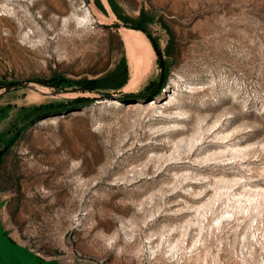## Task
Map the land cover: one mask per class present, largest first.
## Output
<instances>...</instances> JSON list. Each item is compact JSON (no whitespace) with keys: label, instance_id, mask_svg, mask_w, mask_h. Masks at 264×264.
Listing matches in <instances>:
<instances>
[{"label":"rangeland","instance_id":"1","mask_svg":"<svg viewBox=\"0 0 264 264\" xmlns=\"http://www.w3.org/2000/svg\"><path fill=\"white\" fill-rule=\"evenodd\" d=\"M111 1L159 93L109 0H0V264H264V0ZM124 57L133 95L52 94Z\"/></svg>","mask_w":264,"mask_h":264},{"label":"trees","instance_id":"2","mask_svg":"<svg viewBox=\"0 0 264 264\" xmlns=\"http://www.w3.org/2000/svg\"><path fill=\"white\" fill-rule=\"evenodd\" d=\"M95 2H96L97 7L103 12H105V9L103 5L101 4L100 0H95ZM109 2H110L112 9L116 13V15L123 21V23L126 26H129L133 29L142 30L143 32L146 33L148 38L152 41L153 47L156 50V53L158 54V56H161V51L158 50L156 41L151 36L147 26L145 25L146 23L153 20L152 16L150 14L142 12L138 18L134 20H129L128 18H125L124 16H122L116 10L115 5L113 4L111 0H109ZM127 75H128V69H127V63L124 57L117 63V65L113 68L111 73L108 74L106 77L86 80L82 84H80V86L76 88H83L84 90H88V91L117 90L125 84L127 80ZM165 79H166V76L164 73V62L162 60L160 81H157L156 85L153 84L154 82L152 84H149L147 90L153 87L152 90L155 91L156 87L159 86V91H157L156 94L159 93L161 91V88L164 85ZM1 87L3 86H0V88ZM53 88L61 89V87L59 86H54ZM138 95L142 96L143 94L139 93ZM91 100L92 98L89 96H77V97H74L66 101L65 103L59 102V103H48L44 105H39L37 107H34L30 114H37L40 117V116H47L48 113L56 111V110L78 109L79 107H83L84 105H86ZM4 152H5V149L4 150L0 149V162H1V158Z\"/></svg>","mask_w":264,"mask_h":264},{"label":"bare ground","instance_id":"3","mask_svg":"<svg viewBox=\"0 0 264 264\" xmlns=\"http://www.w3.org/2000/svg\"><path fill=\"white\" fill-rule=\"evenodd\" d=\"M123 37L134 51L132 54V59L130 61V80L132 82H137L139 80H142L143 76L149 71L151 55L150 48L142 45L143 43L141 44L138 40L135 39L136 37L134 38L127 32H123Z\"/></svg>","mask_w":264,"mask_h":264},{"label":"water","instance_id":"4","mask_svg":"<svg viewBox=\"0 0 264 264\" xmlns=\"http://www.w3.org/2000/svg\"><path fill=\"white\" fill-rule=\"evenodd\" d=\"M85 3L89 6V0H85ZM101 25L103 27H106V28H114V29H119L121 26H124V27H127V28H131L129 26H126L123 22L122 23L121 22H112L110 24H101ZM150 42H151V44H153L151 40H150ZM158 65H159V75H160L161 65H162L161 56H159V58H158ZM17 86L31 87L30 84H26V83H23V82L13 83V84H10V85H7V86H4V87L0 88V89H3V91H1L0 94H2L4 92H7V91H9L12 88H15ZM52 89H54V90H52V94L67 93V92H73V91H76V90H81L83 92L97 93L101 98L126 97V96H131V95L134 94L133 92L124 91L120 95H117V94H114V93H111V92H107V91H95V90L88 91V90H84L83 88H74V90L55 89V88H52ZM16 246H18V245H16ZM27 252L30 253L33 256L36 264H45V261L42 260L37 254H34V253L30 252L29 250H27ZM1 257L2 256L0 255V259H1Z\"/></svg>","mask_w":264,"mask_h":264}]
</instances>
